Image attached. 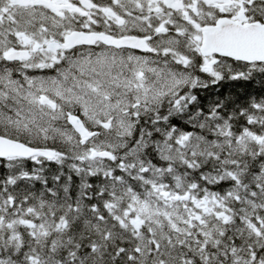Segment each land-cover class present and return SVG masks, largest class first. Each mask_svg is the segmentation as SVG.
<instances>
[{
  "label": "snow or ice",
  "instance_id": "1",
  "mask_svg": "<svg viewBox=\"0 0 264 264\" xmlns=\"http://www.w3.org/2000/svg\"><path fill=\"white\" fill-rule=\"evenodd\" d=\"M0 264H264V0H0Z\"/></svg>",
  "mask_w": 264,
  "mask_h": 264
}]
</instances>
